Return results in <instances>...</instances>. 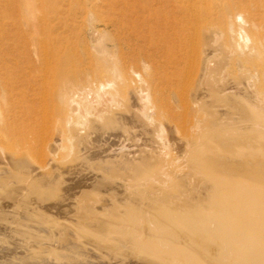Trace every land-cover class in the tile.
Masks as SVG:
<instances>
[{
	"label": "bare ground",
	"instance_id": "obj_1",
	"mask_svg": "<svg viewBox=\"0 0 264 264\" xmlns=\"http://www.w3.org/2000/svg\"><path fill=\"white\" fill-rule=\"evenodd\" d=\"M155 2H122L136 21H117L108 59L56 61L50 111L16 99L0 129V264H264V0H171L176 15ZM146 25L137 71L124 46Z\"/></svg>",
	"mask_w": 264,
	"mask_h": 264
},
{
	"label": "rangeland",
	"instance_id": "obj_2",
	"mask_svg": "<svg viewBox=\"0 0 264 264\" xmlns=\"http://www.w3.org/2000/svg\"><path fill=\"white\" fill-rule=\"evenodd\" d=\"M123 1L124 0H97V1L93 0L94 2L93 3L92 0H56V1L48 0L45 4L41 2V0H31V4L33 6V9H31V6L28 5L29 0H27V2L26 0H0V79H1L0 80V91H2V93L0 92V95L1 97H3L2 101H1L2 98L0 97V112L3 115L2 117V115L0 114L2 117V118L0 117V119H3L2 120L3 122H1L2 124L0 123V129L4 128V126H6L8 123L11 122V117L13 116L15 111L18 110V107L20 105L19 102L21 100V95L24 93L27 95V99L29 101L28 103L32 104L33 106L35 105L34 107L38 111L41 112L42 110L44 111L45 109H48L47 111H50L52 106L51 104H47L49 103L48 100L50 101L51 97L57 94V88H55L57 86L56 85L57 84L56 83L57 82V63L56 61L62 58V56H63V59H60V60H65V57L66 59L68 57V60L76 62L75 64L80 65V67H85L87 65L89 66V63H92L95 60H97L96 58H98L99 60H102L104 58L108 59L107 52L108 51L112 52V49L115 48V42L113 38H115L116 35L119 34L118 30L120 29L123 32L126 31V29L124 28L125 25L123 27L122 25L120 26V24H118V22L120 21L118 20H122L123 22H128V20L130 21V19L132 21H136L134 20L135 19L133 15L134 12H132L133 14L131 15L129 13L127 15V12L126 14H124L125 12L122 13V8H123L122 2ZM156 1L157 2H155L154 6L157 10H160V12L161 11L168 12V10L171 11L172 9V12H174L175 15L178 13V9H176L175 7L173 8L171 4V0H166L167 2L165 0H156ZM197 1H201V0H197ZM224 1L226 0H207L208 3L211 2V3H216V4H219ZM89 2L92 5H89ZM106 2H108L109 4H112L114 8H108V5H107L108 3ZM35 4L37 7L36 6L34 7ZM94 4H95V8H93ZM169 4L172 8L171 7L169 8ZM47 5H49L50 7ZM198 5H200V3ZM41 6H43V9ZM96 6H98L99 9H96ZM126 7H129V5ZM234 7H236L234 8L235 11H242L243 14H247V9L248 11L251 10L248 7L243 6V5L238 6V4H236ZM35 9L39 12L35 13L36 11ZM90 9L94 13L91 12ZM163 9L166 11H164ZM32 10H33V13H32ZM251 12L255 14L254 11L251 10ZM31 13L33 14L34 18L36 17L39 20L38 21L35 18L37 27L39 28L37 35L40 37L39 38L37 37V39L34 38L35 39L34 41L32 38L35 37L36 34L33 30L30 31L31 29L27 23V16L29 17ZM90 13H92V15H90ZM123 14L126 15L124 16L125 18L123 17ZM46 23H49V24H46ZM43 26H45L46 28H43ZM48 27L49 28L51 27V28L49 29ZM92 30L96 32L97 41L96 40L94 41L91 38ZM144 30L145 31L139 33V36H137L136 32H132L133 42H130L129 45L124 46V51L126 52H131L132 50H134V55L133 57H131V61H133L132 63L133 67L137 71L142 70L139 64L140 59L138 58L135 61V59L141 54V52L139 51V48L141 47L147 50L148 52L150 51L149 40L151 38V26L146 25ZM48 33L49 35H47ZM143 33H144V39L140 38L141 37L140 35ZM46 39H49V40H46ZM46 41H48L49 43H47ZM35 48L38 50H36ZM44 49H46L45 53H44L45 51ZM65 49H67L68 51H66ZM103 49L106 52L102 51L103 53H101V50ZM74 51L75 52L77 51L76 54ZM113 51L117 52L118 49L116 50L115 48ZM59 55H61V57ZM77 56L78 58L76 59ZM43 57H45L46 62L48 61V65H50V63L52 64L53 62V67H51L52 65H50L49 67L50 70L47 69L48 68L47 63L45 62V59ZM38 58L39 60H37ZM80 60H81V63L78 62ZM39 64L41 65V67ZM82 64H85V65H82ZM45 69L47 70L46 74L49 73L48 74L50 75L49 77L48 75H44V73L46 72ZM9 70L10 72L12 71L11 72L12 74L9 72ZM34 70L37 72H35ZM168 70H170V68L168 69L163 68L161 72L165 73ZM50 72H52L53 74L55 72V75H53ZM19 74L21 76H19ZM10 76H11V79L9 78ZM43 76H46V79H44L45 77L43 78ZM52 77L54 78L55 81H53ZM49 79H50V82H49ZM9 80H10V83H9ZM42 82H46V83H42ZM51 83L53 85H51ZM49 84H50V88H49ZM45 87H48V89ZM44 88L45 90L47 89L46 95H45ZM4 93H5V96H4ZM48 94L49 96H47ZM11 95L13 97H11ZM7 96L9 98V101H7L8 100ZM43 98L44 99L47 98V100L45 101L46 104L45 102L43 103L44 101ZM16 99H18L17 101L19 102H17ZM3 101L4 103H2ZM44 104L47 107H45ZM5 108H7L8 110ZM56 136L57 135L55 133H52L49 137V141L56 142L57 141ZM32 160L33 162H28L29 165L27 164L30 167L25 166L23 167V169L21 167V169L19 170H25V169L27 170L28 168L29 169L31 168L30 170L32 169L35 170L36 169L35 167L41 166L43 162L45 161L43 158L40 161L38 157L35 159L32 158ZM30 164H32L33 166ZM26 170L25 172L23 171L26 174L28 173L30 175V174L35 173L34 170H32L33 172L30 171L32 173L26 172ZM0 207L1 209L3 208L2 206ZM52 214H54V216L57 217V213H52ZM54 234L55 236L57 235L56 232Z\"/></svg>",
	"mask_w": 264,
	"mask_h": 264
}]
</instances>
